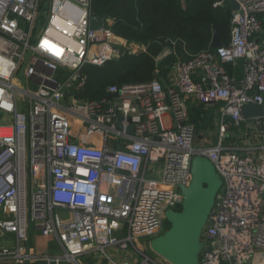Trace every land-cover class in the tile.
<instances>
[{"label":"built area","instance_id":"obj_1","mask_svg":"<svg viewBox=\"0 0 264 264\" xmlns=\"http://www.w3.org/2000/svg\"><path fill=\"white\" fill-rule=\"evenodd\" d=\"M236 1L227 45L90 100L89 66L145 46L116 36L109 17L92 29V0H0V264H81L90 252L120 264L114 250L161 264L136 242L167 232L197 156L222 182L197 264H264V116L242 115L264 109V0ZM171 55L175 45L156 62ZM198 106L217 112L214 144L199 141ZM37 238L59 251L39 253Z\"/></svg>","mask_w":264,"mask_h":264},{"label":"trees","instance_id":"obj_2","mask_svg":"<svg viewBox=\"0 0 264 264\" xmlns=\"http://www.w3.org/2000/svg\"><path fill=\"white\" fill-rule=\"evenodd\" d=\"M220 1L92 0L93 15L113 19L112 30L116 36L143 45L146 50L135 55L126 54L103 67L89 66L86 69L87 98L109 99L106 93L108 86L149 82L157 70L166 77L178 60L187 61L192 55L213 48L215 37L222 45H227L230 42L233 11L228 1L215 7ZM173 45L176 55L157 63L161 52ZM227 68L232 74V66ZM190 117L202 137L204 129L213 127L217 112L201 106L192 107Z\"/></svg>","mask_w":264,"mask_h":264},{"label":"water","instance_id":"obj_3","mask_svg":"<svg viewBox=\"0 0 264 264\" xmlns=\"http://www.w3.org/2000/svg\"><path fill=\"white\" fill-rule=\"evenodd\" d=\"M227 1L232 11L238 10L236 0ZM106 18L107 16L92 17L91 28L102 27ZM212 45L216 48L222 44L219 38L215 37ZM242 115L251 120L264 116V109L262 106L248 104L242 108ZM129 132L133 133L132 126ZM221 187L222 182L212 163L204 157H195L192 165V182L189 187L181 188L184 200L182 209L167 211L166 218L170 228L164 235L151 242L152 250L170 264H197L202 249V232Z\"/></svg>","mask_w":264,"mask_h":264},{"label":"rangeland","instance_id":"obj_4","mask_svg":"<svg viewBox=\"0 0 264 264\" xmlns=\"http://www.w3.org/2000/svg\"><path fill=\"white\" fill-rule=\"evenodd\" d=\"M221 44H222V42H221ZM123 46L127 47L126 44H124ZM161 69L164 70L163 68H161ZM212 123H213L212 124L213 127L208 126L206 129H204L205 131H203L202 138L200 137L199 141L202 144H206V143L213 144L216 140L217 119H215V120L213 119ZM70 218H71L70 212H64L63 213V219H70ZM168 228H170V225H168ZM150 242H151L150 239L140 240L139 242H136V245L138 248L145 251L151 258L160 262L161 264H170L152 250ZM42 244H46L47 246H49V250H53V251L58 250V246H56V244L54 242H51V241L46 240L44 238H37V240L33 239V241L31 242V245L36 247V250L38 252H41L43 250Z\"/></svg>","mask_w":264,"mask_h":264},{"label":"crops","instance_id":"obj_5","mask_svg":"<svg viewBox=\"0 0 264 264\" xmlns=\"http://www.w3.org/2000/svg\"><path fill=\"white\" fill-rule=\"evenodd\" d=\"M235 69H236V73H237V78L238 79H241L242 76H243V69H242V62H239L236 66H235ZM238 69L239 70V73H238ZM170 73V71H169ZM167 75V74H166ZM168 76V75H167ZM217 133V131H216ZM216 141V140H215ZM215 143V142H214ZM213 143V144H214ZM51 242H54L56 244L55 241H52V240H49ZM37 242V241H36ZM38 243V242H37ZM43 245V250L39 253L41 254H48V253H54V252H58V250L56 251H53V250H49V246H47L46 244H42ZM57 246V244H56ZM113 257L116 258V260L120 263V264H127L126 260L128 259L123 257V255L121 254H117V252L114 250L113 251V254H112ZM81 264H110L107 260L103 259L99 254L95 253V252H90L86 255H84V257L82 258L81 260Z\"/></svg>","mask_w":264,"mask_h":264}]
</instances>
